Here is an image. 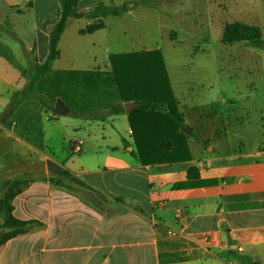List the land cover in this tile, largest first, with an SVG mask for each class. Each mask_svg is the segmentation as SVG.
<instances>
[{
	"label": "crops",
	"instance_id": "0c3cea01",
	"mask_svg": "<svg viewBox=\"0 0 264 264\" xmlns=\"http://www.w3.org/2000/svg\"><path fill=\"white\" fill-rule=\"evenodd\" d=\"M250 10H235L237 19L226 23L262 32ZM59 19V0H0V182L23 174L33 179L12 200V216L38 223L0 246V264H264V104H259L264 90L256 85L264 86V51L240 52L245 91L234 98L239 113L227 114L222 130L200 126L180 90L177 109L189 128L180 141L190 158L143 166L131 154L135 145L126 111L111 115V125L103 115L72 126L34 93L9 118L4 115L13 95L25 89L22 75L45 61L49 31ZM106 19L92 34H80L91 21L76 33L96 34L106 28ZM63 43L64 36L59 59ZM110 56L116 55L106 51L108 65L102 69L53 64L44 82L60 72H109ZM248 75L254 79L246 80ZM251 112L257 115L247 124ZM71 130L79 133L71 138ZM189 169L197 171L190 178Z\"/></svg>",
	"mask_w": 264,
	"mask_h": 264
},
{
	"label": "rangeland",
	"instance_id": "374dc122",
	"mask_svg": "<svg viewBox=\"0 0 264 264\" xmlns=\"http://www.w3.org/2000/svg\"><path fill=\"white\" fill-rule=\"evenodd\" d=\"M113 1L112 6L125 5L126 14L107 18L106 28L96 34L79 36L76 33L77 28H86L89 21L86 18L68 23L63 35L61 58L54 63V68L90 70L96 66L102 69L108 65L106 51L119 56L159 50L166 76L170 79L169 83H172L171 90L175 99L179 97L181 90L185 99L190 102L188 108L192 107L189 112L193 111L194 117L199 115L200 126H216V130H222L221 121L226 115L239 113L241 104L234 98H238L245 91V81L240 79L239 75L245 63L240 57V52L247 49L246 54L253 51L259 56L264 51V46L251 50L245 43L230 46L223 44L220 40L222 29L229 21L237 19L232 18L235 10L250 8L256 21L261 24V35L264 38V0ZM95 3L111 5L105 0H86L79 3L78 10L83 11ZM62 74L64 75L60 72L55 78ZM256 75L259 74H252ZM252 76H246V80L254 79ZM242 77L245 79L244 75ZM256 85H260L257 87L264 90L261 83ZM39 88L42 102L46 104L45 108L50 107L47 101L51 102L56 95L60 96L48 82L42 83ZM260 103L264 104V97L259 100ZM43 113L45 116L52 115L46 110ZM256 115L251 112L248 121L254 122ZM110 118L112 116L106 117V122H109ZM63 119L69 121L72 126L87 123L71 115L63 116ZM109 124L111 125V122ZM247 124H251V121ZM118 128L126 131V126ZM182 131L187 133L189 128L185 126ZM76 133L79 132L71 130V138H74ZM124 138L130 139L128 133ZM76 139L79 140L78 137Z\"/></svg>",
	"mask_w": 264,
	"mask_h": 264
},
{
	"label": "trees",
	"instance_id": "16d2710c",
	"mask_svg": "<svg viewBox=\"0 0 264 264\" xmlns=\"http://www.w3.org/2000/svg\"><path fill=\"white\" fill-rule=\"evenodd\" d=\"M79 1L59 0L60 19L49 31L48 55L42 64L32 65L30 71L22 75L27 79L25 89L13 95L4 113L6 117L9 118L34 93L38 95L40 103H44L39 87L52 74V66L60 56L58 46L61 37L70 21L86 18L93 22L80 31V34H92L104 27V18L121 17L127 12L125 5L104 4L95 5L86 12H78ZM221 42L226 45L246 43L256 49L264 46L260 29L241 23L225 25ZM109 61L112 66L109 72L67 71L58 78L54 76V79H50L48 84L60 96L56 95L51 102L47 101L49 109H53L56 101H61L71 116L98 120L103 115L124 114L125 106L134 104L135 107L128 112V119L135 145V151L131 154L138 162L147 166L189 159L186 144L181 146L180 141L184 140L182 130L186 125L182 114L178 112V102L172 94L160 51L110 56ZM193 173L197 171L189 169L187 177L190 178ZM32 181V178L23 174L0 182V246L24 235L31 226L38 224L34 221H18L12 216V200ZM115 202L122 204L121 199ZM104 204H107L105 198ZM128 208L143 214L138 206L130 205Z\"/></svg>",
	"mask_w": 264,
	"mask_h": 264
},
{
	"label": "water",
	"instance_id": "95a60500",
	"mask_svg": "<svg viewBox=\"0 0 264 264\" xmlns=\"http://www.w3.org/2000/svg\"><path fill=\"white\" fill-rule=\"evenodd\" d=\"M134 107H135L134 104H128L125 106V111L129 112ZM52 113L55 117H63L69 115L70 111L66 106H64V104L61 101H56Z\"/></svg>",
	"mask_w": 264,
	"mask_h": 264
},
{
	"label": "built area",
	"instance_id": "2783aa9c",
	"mask_svg": "<svg viewBox=\"0 0 264 264\" xmlns=\"http://www.w3.org/2000/svg\"><path fill=\"white\" fill-rule=\"evenodd\" d=\"M128 131H129V132H130V134H131V129H129ZM169 236H170V237H176V236H177V234H175V233H169Z\"/></svg>",
	"mask_w": 264,
	"mask_h": 264
}]
</instances>
